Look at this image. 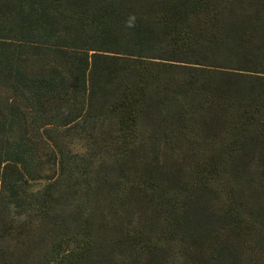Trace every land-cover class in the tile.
<instances>
[{"label": "trees", "instance_id": "obj_1", "mask_svg": "<svg viewBox=\"0 0 264 264\" xmlns=\"http://www.w3.org/2000/svg\"><path fill=\"white\" fill-rule=\"evenodd\" d=\"M0 264H264V0H0Z\"/></svg>", "mask_w": 264, "mask_h": 264}, {"label": "rangeland", "instance_id": "obj_2", "mask_svg": "<svg viewBox=\"0 0 264 264\" xmlns=\"http://www.w3.org/2000/svg\"><path fill=\"white\" fill-rule=\"evenodd\" d=\"M101 242L104 243V242H107V241L104 239ZM103 243H101V250H100L99 254L96 256L97 260H100V259L104 258V256H107L108 253L110 252V249L105 247Z\"/></svg>", "mask_w": 264, "mask_h": 264}, {"label": "clouds", "instance_id": "obj_3", "mask_svg": "<svg viewBox=\"0 0 264 264\" xmlns=\"http://www.w3.org/2000/svg\"><path fill=\"white\" fill-rule=\"evenodd\" d=\"M135 20V16L134 15H130L128 21L126 22L128 24V26H132L133 21Z\"/></svg>", "mask_w": 264, "mask_h": 264}]
</instances>
